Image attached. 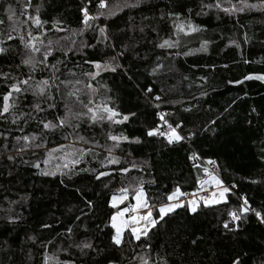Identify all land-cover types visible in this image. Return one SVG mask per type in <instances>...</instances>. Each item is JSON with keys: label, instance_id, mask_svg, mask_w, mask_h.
Here are the masks:
<instances>
[{"label": "trees", "instance_id": "obj_1", "mask_svg": "<svg viewBox=\"0 0 264 264\" xmlns=\"http://www.w3.org/2000/svg\"><path fill=\"white\" fill-rule=\"evenodd\" d=\"M126 3L137 0H106L105 9H99V0H31L30 7L28 0H0V47L7 49L0 54V109L11 84L32 75L29 85L34 87L36 81L52 76L50 67L38 66L32 72L22 63L29 55L41 59L49 41L47 63L59 68L54 83L60 86L59 91L49 90L51 100L33 95L32 88L14 93L15 106L0 116V264H44L46 255L62 264H140L145 254L153 261L166 257L168 264H232L236 258L240 264H264V223L249 212L236 222L238 230H232L228 215L245 198L264 212V83H240L248 75H264V0H247L256 7L230 13L222 9L240 7V0H140L137 7H125ZM85 7L90 15H105L86 27L81 11ZM37 15L42 27L29 20ZM180 24L201 31L177 35ZM13 25L18 31H12ZM101 27H106L105 35ZM29 31L38 37L34 43L40 53L25 47ZM9 34L13 39H7ZM166 39L179 44L160 48ZM205 41L207 50L199 51ZM94 62L119 67L93 79L85 73L96 72ZM61 81L72 84L65 87ZM73 88L81 89L85 104L92 101L90 107L106 104L121 113L115 120L124 115L128 120L92 123L84 116L71 121L75 128L44 129L41 121L55 123L65 115L66 103L73 112L87 111L67 96ZM37 103L43 111L35 109ZM161 114L174 127L181 125L177 131L185 139L170 144L165 136L147 135L154 128L167 131ZM110 135L128 140L115 146ZM24 136L37 139L25 142ZM25 143L29 147L23 148ZM60 145L92 149L93 154L70 173L71 179L40 174L63 163H43ZM194 153L198 158H192ZM61 155L53 152L54 157ZM110 155L120 162L107 164ZM37 163L39 168L34 167ZM133 163L139 167L133 168ZM204 167L212 168L231 188L226 203H201L195 214L185 203L147 237L136 240L126 231L120 246L112 242L110 217L118 209L111 207V196L121 187L130 188L123 208L133 201L131 189L143 180L156 217L158 206L168 202L167 195L176 187L186 193L199 191L198 178L206 179ZM122 168L130 171L122 173ZM102 171L110 175L97 180ZM225 222L229 229L223 227ZM82 242H90L92 249L81 250Z\"/></svg>", "mask_w": 264, "mask_h": 264}, {"label": "snow or ice", "instance_id": "obj_2", "mask_svg": "<svg viewBox=\"0 0 264 264\" xmlns=\"http://www.w3.org/2000/svg\"><path fill=\"white\" fill-rule=\"evenodd\" d=\"M140 0H137V4H125V7H137L139 5ZM240 7H236L233 5L231 8H223L222 11L225 13H230V12H243L246 8H255L256 5L254 4H249L247 3V0H240ZM28 7L31 6V0H28ZM99 9H105L107 7L106 0H99ZM118 7V6H117ZM208 7H212V5H208ZM215 7L220 8V4L217 3ZM37 13L39 12V7L36 9ZM83 13V23L86 27H90V21L95 20L99 18V16L105 15L104 12L98 11L96 15H90L87 8H83L82 10ZM9 16L8 19L11 21L13 20V13L11 8H9ZM114 14V13H113ZM29 20L32 21L34 25L37 27H42L43 21L39 18V15L32 17L29 16ZM3 21H0L2 23ZM12 31H18V29L15 27V25L12 26ZM100 33L102 35L106 34V27H101L99 29ZM201 31V29L195 25L188 24L187 26L180 24L177 25V35L179 33H184L185 35H189L191 33H195ZM28 37L29 39L27 42H25V47L30 49L31 53H40L41 48L34 43V41L38 40V37L33 36L31 31L28 32ZM7 39L11 40L13 37L11 34L7 36ZM20 40L24 41V36H20ZM0 43H3L0 41ZM42 44L43 41H40ZM74 43V41H73ZM179 44V41H172V40H164L162 43H160L158 46L160 48H173L177 47ZM206 44L207 42L205 41L204 45H202L201 49L199 51H206ZM52 41L48 42V46L45 47V50L42 52V58L37 60L34 55H29L27 58L22 60V63L25 66H29L32 72H35L38 66H43V67H50L52 69V76L49 79H43L35 82L34 87L32 85H29V80L34 79L32 75H29L27 79H24L22 81H18L16 83H13L10 85V91L3 96V106L2 109H0V116H3L5 113H9L10 110L15 106L14 102L12 101V97L14 93H21V92H26L29 90V88H32L33 95L38 96V97H46L48 100L52 99V96L50 94V89L55 87L57 91H59L60 86L58 84H55L54 81L56 79H59L55 75L56 72L59 71V68L55 65H49L47 63L48 57L52 52ZM7 51V49L0 47V54H3ZM189 53H185L187 55ZM113 60L116 59V57H112ZM94 66L96 69V72H89L85 73V75L92 77L93 79L95 76L99 75L101 71H116V67H119V65L113 66L110 63H99V62H94ZM158 67H162L158 66ZM157 71V68L153 69V73ZM74 75V73H73ZM5 78H7V74H5ZM253 77H245V79H252ZM256 79H264V77H255ZM76 84L81 83L79 80L75 82ZM61 84H64L65 87H67L69 84H72V81H61ZM22 85L28 86V87H22ZM86 88L92 89V91H95L94 88H92L91 84H86ZM151 91V89H149ZM81 92V89L78 88H73V90H70L67 93L68 97H75V102L80 103L83 105L84 108L87 109L86 112H73L72 108L69 106V104H65V115L63 117H57L56 122L52 121H41L43 128L46 130H55L57 128H64V127H73L75 128L76 125H73L71 121L73 119H79L81 117H88V119L92 123H97L104 121L107 119L108 121L114 122V123H122L123 121L128 120V116L124 115L122 117V120H115L114 118L117 116H120L121 113H118L115 109L108 107L106 104L101 106L97 105L96 107H90L89 105L92 103L91 100H89L88 104H85L83 100L80 99L79 93ZM157 100L160 99L159 96L156 97ZM54 104H50L49 107H54ZM35 109L37 111H43V109L40 107V104L37 103L34 105ZM104 114H101V113ZM106 114V115H105ZM160 119L164 121V123L167 125V131H160L159 129H152L147 132L148 136H155V135H160V136H165L167 138L168 143H173V142H180L181 140L185 139L184 136H182L177 129L181 127L180 124H177L175 127L172 124H169L167 120H165L164 114H161ZM16 120H13V123H15ZM21 139V138H18ZM22 139L25 142H30V141H35L37 138L35 136H32L31 138L29 136H24ZM78 139L80 141H83L84 143H87L85 138L83 136H79ZM109 139H111L114 142H118L121 140H128V137L126 136H115V135H110ZM138 142V141H137ZM36 147H42V144H37L35 145ZM29 147V143H25L23 148ZM71 149L70 151H65V149ZM23 150V149H21ZM60 151L63 152V155L59 157H54L53 152ZM109 153H111V149H108ZM93 154L92 149H78L74 148L72 145H60L58 149L52 150V152L48 153V159H45L43 161L44 164H49L51 163L52 159H57L60 161H63V163H56L54 166V170H42L41 175L44 176H55L58 173L61 176H67L69 179H71L70 173L74 171L75 167L79 164H81L86 156H89ZM11 158V157H10ZM192 158H198L196 157L195 153L193 154ZM120 161L116 157H112L111 155L107 158V164H118ZM210 165H216V162L213 160H209L207 162ZM102 167L105 166L103 161L101 162ZM34 167L39 168L40 164L37 163L34 165ZM133 168L139 167L135 163L132 164ZM67 170V171H65ZM92 171H95L94 169ZM122 173H128L130 171L129 168H122L120 169ZM203 172L206 176V179H199L197 180V183L200 185L199 191H205L206 186H214L216 189L215 191H212L210 195L208 196H199L197 198V193H186L182 192L179 187H176L171 194L167 195L166 199L168 202H165L161 205L158 206L157 208V216H153V211L152 208L153 206L148 203V200L146 198V194L143 188L144 181L140 180L139 183L135 186V188H132L131 191L133 193V197L135 200L134 204H129L128 206H125L123 208H120L119 205L124 204L125 201L129 199V193H130V188L129 187H121L118 190V194H113L111 196V207L114 209H118L117 211L114 212V214L111 215L110 217V222H111V227L115 229V235L111 237L112 242L120 246L122 244L123 240V233L125 229L130 228V234L135 237L136 240H140L141 236L147 237L148 233L151 229L155 228L160 221H163L165 216L175 212L176 209L178 208H184L185 207V201L181 200L180 197L182 196H191L192 198L187 200V209L191 213L195 214L197 213V209L199 207V201H203L205 205L208 204H219L221 202H227L226 200V194L231 191V188L224 186L223 181L219 178V176L209 170L208 167L203 168ZM110 173L108 172H99L95 178L97 180H100L101 177L108 176ZM107 187V185H105ZM232 187H235L234 185ZM87 205L91 207V201H86ZM141 209H147V211L141 215L140 210ZM253 213L255 217L261 222L264 223V212L252 208L248 200L245 198L243 200V203L239 205L238 209L230 210L228 212V215L231 217V222L234 224V228L232 230H238L239 225L236 223L242 219L244 214L247 213ZM127 215V218H125ZM45 227H48V225H45ZM223 227L225 229H229V222H225L223 224ZM71 232V229L68 230ZM195 243V241H193ZM78 247L83 249H92V244L90 242H82ZM150 247V246H149ZM140 264H168L167 258L163 256H158L156 260L150 259L147 254L144 256L139 257ZM44 264H62V262L55 256H45L44 257ZM232 264H240L239 258H236L232 261Z\"/></svg>", "mask_w": 264, "mask_h": 264}, {"label": "rangeland", "instance_id": "obj_3", "mask_svg": "<svg viewBox=\"0 0 264 264\" xmlns=\"http://www.w3.org/2000/svg\"><path fill=\"white\" fill-rule=\"evenodd\" d=\"M102 72H103V71H101L100 73H102ZM209 187H212V188H213L212 191H215V190H216V189L214 188V186H211V185L206 186V190H208ZM212 191H209V195H210V193H211ZM201 192H202V191L194 192V193H197V198H198L199 196H201V195L198 196V194L201 193ZM145 194H146V193H145ZM146 198H147V197H146ZM191 198H192V197H189V198H188V196H186L185 198H183V197L181 198V197H180V199L183 200V201H185V203L187 202V200H189V199H191ZM126 202H127V201H125L124 204H125ZM134 203H135V200H134V197H133V201L131 202V204H134ZM201 203L205 204L203 201H199V205H200ZM122 205H123V204H122ZM122 205H119V207L122 206ZM208 205H210V204H208ZM146 211H147V209H141L139 214L143 215ZM125 218H127V215H126ZM114 230H115V229H114ZM126 231H130V228H129V229H125L124 233H125ZM124 233H123V236H124Z\"/></svg>", "mask_w": 264, "mask_h": 264}, {"label": "built area", "instance_id": "obj_4", "mask_svg": "<svg viewBox=\"0 0 264 264\" xmlns=\"http://www.w3.org/2000/svg\"><path fill=\"white\" fill-rule=\"evenodd\" d=\"M208 168H209V170L213 171L212 168H210V167H208ZM213 172H214V171H213ZM224 186H226V185H224ZM212 190H213V188H212V187H209L208 190L202 191L201 193L198 194V196H199V195H201V196H208V195H209V191H212ZM236 190H237L236 187H233V188H232V191H236ZM189 197H191V196L189 195L188 198H189Z\"/></svg>", "mask_w": 264, "mask_h": 264}, {"label": "water", "instance_id": "obj_5", "mask_svg": "<svg viewBox=\"0 0 264 264\" xmlns=\"http://www.w3.org/2000/svg\"><path fill=\"white\" fill-rule=\"evenodd\" d=\"M253 77L252 79H244L242 80L240 83H243V82H247V81H251V80H257V81H260L262 83H264V79H256L255 77H264V75H261V74H251V75H248L247 77Z\"/></svg>", "mask_w": 264, "mask_h": 264}]
</instances>
